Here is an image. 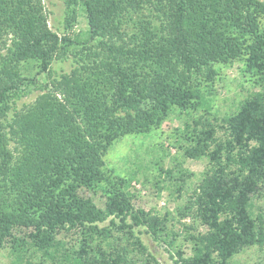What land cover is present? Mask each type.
Returning a JSON list of instances; mask_svg holds the SVG:
<instances>
[{
    "label": "trees",
    "instance_id": "16d2710c",
    "mask_svg": "<svg viewBox=\"0 0 264 264\" xmlns=\"http://www.w3.org/2000/svg\"><path fill=\"white\" fill-rule=\"evenodd\" d=\"M64 4L54 29L44 0H0V251L10 264H31L29 247L38 264H162L142 232L175 264H240L248 248L264 253V206H255L264 199V88L220 124L206 95L216 66L236 60L264 81V0ZM79 7L83 34L72 31ZM54 61L71 68L56 73ZM199 107L179 148L184 159L207 158L201 178L190 187L192 172L159 165L181 202L162 214L135 207L133 177L105 165L110 147ZM172 219L183 234L168 227Z\"/></svg>",
    "mask_w": 264,
    "mask_h": 264
},
{
    "label": "rangeland",
    "instance_id": "374dc122",
    "mask_svg": "<svg viewBox=\"0 0 264 264\" xmlns=\"http://www.w3.org/2000/svg\"><path fill=\"white\" fill-rule=\"evenodd\" d=\"M44 3L48 12L49 25L54 29L60 27V22L64 17V0H44ZM76 11L77 20L73 24L72 31L83 34L87 28L84 12L80 7L76 8ZM216 67L219 75L211 87L210 94L206 95L212 103L211 112L218 117L217 123L220 124L221 117L234 112L239 102L246 98L249 93L264 88V81H261V78L254 71L251 72L246 69L242 60ZM70 68L69 62L60 64L54 61L52 64V70L56 73L68 71ZM38 93L39 91H32L26 97L21 98L17 102L18 106L23 103H30ZM202 113L201 107L189 115L187 112H180L176 109L158 129L147 134L125 135L114 141L105 155V165L120 175L133 177L131 191L136 194L135 207H142L146 210L152 209V214H162L165 209L173 211L176 204L181 202V199L176 198V185L169 181L164 174H159L157 170L159 165L165 169L173 165L177 166L174 167L176 169L178 165H181L182 169L192 172L193 176L186 179V185L190 187L201 178L202 171L208 167L207 158L203 156L197 160L184 159L179 147L186 142L183 139L185 123L191 122L192 115L197 117ZM217 130L219 135H223V129L217 128ZM174 173V175H178L176 171ZM157 180L159 183L156 182ZM159 186L162 187L161 191H158ZM98 195L99 192L94 197L97 198ZM255 206H264V199H257ZM182 221L186 225L194 226L190 217L184 218ZM168 227L183 234V229L176 222V219L168 222ZM138 229L142 228L136 227V232ZM140 237L144 245L162 264H175L169 257V252L164 243L155 242L145 232L140 233ZM178 239L180 241L181 236ZM7 252V249L0 251V264H10L11 259ZM40 254L32 247H29L26 252L27 259L30 260L31 264H38L35 255ZM237 258L240 264H256L259 261L264 262V253L251 247L238 254Z\"/></svg>",
    "mask_w": 264,
    "mask_h": 264
}]
</instances>
